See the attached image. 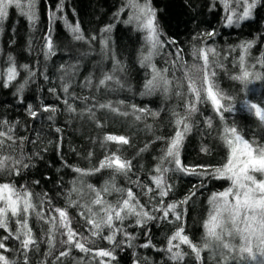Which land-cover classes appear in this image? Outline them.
Returning <instances> with one entry per match:
<instances>
[{
	"label": "snow or ice",
	"instance_id": "obj_1",
	"mask_svg": "<svg viewBox=\"0 0 264 264\" xmlns=\"http://www.w3.org/2000/svg\"><path fill=\"white\" fill-rule=\"evenodd\" d=\"M37 3L38 0H0V24L13 12L18 11L20 17L25 18L29 26L34 28L40 19ZM217 6L221 7L224 13L222 20L226 27H239L240 22L252 19L255 11L264 7V0H210V7ZM64 8V0H56L55 5H48L49 21L51 22L58 13L63 14ZM125 12L127 18L121 22L126 25L134 24L136 30L144 34V47L140 52L139 64L149 71L139 95L152 96L159 93L167 98L176 97L182 102L169 109V123L173 131L167 136L156 135L155 140L145 143L131 159L125 157L121 149L123 146H134L132 137L126 134L105 133L100 141L101 147L112 143L116 145V150L104 155L93 168H72L80 178L73 181V187L66 194V205L58 207L52 206V199L47 193H34L25 184L17 187L11 179L21 176L24 169L31 167L24 162L22 149L26 142L35 145L36 140L17 135L19 122L0 116V264H34L32 255L41 251V242L47 246V251L42 253L45 259L41 260L40 264H116L117 251L124 247H133V241L136 239L133 232L136 228L141 229V234L148 236L146 242L139 247L167 253L165 264H187L189 257H192L193 264H205L202 255L204 252L209 253L214 264H264V136L252 135L246 138V134H243L235 123L227 122L226 115L235 111L239 103L240 107L255 119L261 132H264V96L254 102V99L247 95L250 85L258 81L264 82V51H259L256 56L252 55L257 39L264 45V34L229 46V55L237 48L242 54L238 53L234 58L236 72L230 76V79L239 82V85L234 92H225L220 88L217 79L219 71L225 68L223 61L227 56H222L214 45L203 44L200 39L216 36V29L198 33L193 37L197 42L192 47L195 62L187 64L183 60L182 48L176 47L174 51H168L177 42L175 39L165 38L157 20V10L152 7L151 0H124L114 14V19H119L121 13ZM65 25L76 41L91 44L98 39L97 35L86 37L78 21L70 24L65 20ZM114 27L115 25L110 23L99 30L101 53L105 55L108 54L110 46L108 34ZM3 31V27H0V32ZM43 41V59L49 61L57 54L50 27L46 30ZM165 52L174 59L165 61L171 67L160 68L154 62V57ZM111 59L114 61L112 69L103 72L95 85L89 75L84 78L81 86L95 92L130 89V85H127L121 75L125 72L121 61L115 55H112ZM79 63L77 60L67 67L63 63L58 66V70L62 72L59 79L63 82L59 92L57 87L46 89L48 93L56 96L57 103L35 107L26 104L25 111L31 119L36 120L42 113H47L46 119L55 122V114L60 110L62 103L68 113L85 116L96 128L103 129V117L97 116L98 111L121 117L132 115L136 121L146 117L156 120L161 116V112L165 111L152 110L136 104L127 105L125 100L114 104L111 100L102 101L95 95H78L72 90V81L78 72ZM177 65L182 70L181 78H174V74L170 76L172 69ZM258 66L261 70H258ZM37 74L33 66L27 63L18 64L15 58L8 54L6 67L0 69V87H15L16 92L13 95L19 96L20 102L23 103L24 89L30 82H34ZM39 75L44 81H49L46 65L39 71ZM241 93L242 98L239 95ZM77 101L85 105L79 111ZM204 104H210L218 118L215 123L217 139L226 151L224 161L218 165L189 164L182 155L187 135L196 123L193 117L202 114L200 105ZM121 106L130 108L131 113L122 110ZM204 124L208 129H213V118L206 117ZM145 128L151 132L153 125L145 124ZM62 131L60 126L52 129L57 141H62ZM156 141H162L164 147L160 155L154 158L155 164L152 173L148 175L147 183L142 182L139 176L132 180L129 174H135V158L148 151ZM17 147L21 149L19 156L14 155ZM200 152L210 155L207 145H202ZM33 155L39 157L40 153ZM92 156L93 152L89 151L87 157ZM102 170H108L110 173L109 180L102 187L97 188L84 181V177ZM169 173L196 176L199 179L182 200L166 201L173 191ZM116 175L128 178L132 187L117 186ZM212 180H226L229 183L222 191H214L207 198L209 207L202 222L203 235L199 241H194L186 232L185 205L197 195L198 189ZM32 183L38 185L40 181ZM133 187L139 190V194ZM114 193L115 199H106V196H112ZM73 194L76 198H73ZM142 197L146 199V203L141 202ZM46 205L49 206L47 211ZM70 212L82 221V230L73 225ZM33 217L46 226L43 229L44 237H38L34 231V226L30 223ZM157 220L176 224L171 234L166 237L162 248H156L153 244L148 228L149 222ZM129 228L132 231H129ZM98 240L107 241L109 247L97 246ZM74 252L82 255L74 256ZM132 255V264H149L147 257H141L135 252Z\"/></svg>",
	"mask_w": 264,
	"mask_h": 264
},
{
	"label": "trees",
	"instance_id": "obj_2",
	"mask_svg": "<svg viewBox=\"0 0 264 264\" xmlns=\"http://www.w3.org/2000/svg\"><path fill=\"white\" fill-rule=\"evenodd\" d=\"M124 0H64L65 8L63 14L51 20L47 16V6L55 5L56 0H38L40 19L35 27L29 26L25 18L20 17L17 12H13L10 17L0 24L4 31L0 32V69L6 67L7 55L11 54L18 64H29L37 70V77L34 82H30L22 94L23 103L20 102L19 96H14L15 87L4 89L0 87V116L10 121H18L17 135L28 136L30 140H36V144L25 143L22 154L25 157L24 162L31 165L28 169L22 171L21 176L11 178L17 187L21 184L27 185L34 193H47L52 199V206L64 207L67 202L66 194L73 187V181L79 180V174L72 171L74 167L90 169L98 165L104 155L115 151L116 145L108 143L101 147L100 141L105 133L126 134L132 137L133 147L123 146L121 153L131 159L135 152L144 146L149 140H155L156 135L167 136L173 131L169 123V109L176 107L182 102L176 98H167L162 94L152 96H141L139 93L143 90V84L147 77L149 69L143 68L139 64V57L144 47L143 33L136 30L135 25H126L121 21L127 18V14L121 13L119 19H114V14L123 4ZM151 5L157 10V20L160 27L165 33V38L176 40V45H172L168 51H174L176 47L183 49V60L187 64L194 61L192 57V47L197 42L193 39L198 33H203L211 29H216L217 35L212 38L201 37L203 44H212L221 52L224 59L225 68L218 73L217 82L225 92H234L239 82L230 79L231 74L236 72L234 58L238 53L242 54L240 49L228 54L229 46L238 45L242 41L250 40L261 34H264V7L255 11L254 17L247 21L240 22L239 27H226L222 16L224 15L221 7H210V0H151ZM65 20L70 24L80 23L81 29L86 37L97 35V41L86 44L82 41H76L72 38V33L65 25ZM114 24L112 32L108 34L110 40L109 52L107 55L101 53L99 43V30L107 24ZM52 29V36L56 45L57 54L49 61H44L42 55L43 36L48 28ZM199 46V45H197ZM259 51H264V45L257 39L252 55L256 56ZM86 53V55H85ZM118 58L125 72L121 73L129 88L117 91L95 92L93 89L82 87L81 83L84 78L91 75L93 85L105 71H110L114 61L111 56ZM174 59L167 53H161L154 57V62L158 67H171L166 64V60ZM79 60L78 72L75 75L73 91L80 96L95 95L98 99L111 100L114 104L119 100H125L127 105L136 104L146 106L152 110L164 109L161 116L156 120L146 117L141 121H136L134 116L128 117L117 116L112 113L98 111L97 116L103 117L105 127L96 128L92 122L85 116L77 113H68L61 103L60 110L55 114V122L46 119L47 113H42L36 120L31 119L26 111L25 105L32 104L34 107L40 104H55L57 99L46 91L49 87H59L63 83L59 77L62 72L58 70L60 64L65 66L72 65ZM39 61V63H37ZM48 68L49 81H44L39 75V71L44 66ZM258 70L259 66H258ZM264 71V70H262ZM22 76L24 75L21 69ZM174 78L182 77V70L177 65L173 68L170 76ZM67 79V78H66ZM20 80V78H18ZM22 82V81H21ZM243 97V93L239 94ZM247 95L254 99V102L264 96V82H256L249 86ZM71 102V101H70ZM78 111L85 105L77 101ZM122 110L130 108L121 106ZM201 113L193 117L196 123L193 129L188 133L184 142L182 151L183 158L189 164H212L218 165L224 161L226 151L217 139V128L215 123L217 117L212 111L210 104L200 105ZM227 122L235 123L238 129L246 134L247 137L252 135L264 136V132L257 127L255 119L243 110L239 103L232 113H228ZM206 117H212L214 121L213 129H208L204 124ZM145 124L153 125V130L149 132ZM51 125V127H50ZM60 126L63 131L60 134L62 141H57L52 129ZM51 141V143H49ZM59 144V147L57 145ZM202 145H207L210 149V155L200 152ZM164 147L162 141H156L150 146L148 151L142 153L134 160L135 174H129L132 180L138 176L142 182L147 183L148 175L152 173L155 164L154 158L158 157L161 149ZM47 149V151H44ZM93 152L92 157H87V153ZM39 152L40 156L33 155ZM14 155H21V149L17 147ZM31 157V159H29ZM71 166V167H69ZM169 182L173 185V191L170 193L171 201L182 200L191 190L192 185L198 182L196 176H183L180 174H168ZM110 173L108 170H102L91 176L84 177L86 183H90L97 188L102 187L109 180ZM5 179H8L5 177ZM39 180L38 185L33 181ZM226 180H212L206 182L203 188L197 190V195L185 205L186 208V232L194 241H199L203 235L202 222L206 218L208 203L207 198L214 191H222L228 186ZM116 184L120 187H132L128 178L122 175H116ZM133 190H139L133 187ZM116 194L106 196V199H115ZM73 198L75 194H73ZM197 199V200H195ZM142 203H146L145 198H141ZM38 203V201H37ZM49 206H45L47 211ZM79 211V209H77ZM73 225L82 230V221L79 217L71 213ZM159 215V213H157ZM34 226V231L38 237H44L43 229L46 227L42 222L37 221L34 217L30 220ZM176 224L169 221L149 222L150 236L156 248H162L165 245L166 237L171 234ZM129 231H132L129 228ZM136 239L133 241V247H124L118 250L116 264H132L133 252L141 257H147L149 264H165L167 253H158L155 249H142L140 244L146 242L148 236L141 234V229L136 228L133 232ZM120 239H123L120 237ZM99 247H109L107 241H97ZM41 251L32 255L34 264H40L45 259L42 255L47 251V246L41 242ZM59 245L57 246V250ZM187 250V249H185ZM74 256H79L77 252ZM205 258V264H214L208 252L202 254ZM187 264H193L192 257L187 258Z\"/></svg>",
	"mask_w": 264,
	"mask_h": 264
},
{
	"label": "rangeland",
	"instance_id": "obj_3",
	"mask_svg": "<svg viewBox=\"0 0 264 264\" xmlns=\"http://www.w3.org/2000/svg\"><path fill=\"white\" fill-rule=\"evenodd\" d=\"M195 200H197V199H195Z\"/></svg>",
	"mask_w": 264,
	"mask_h": 264
}]
</instances>
